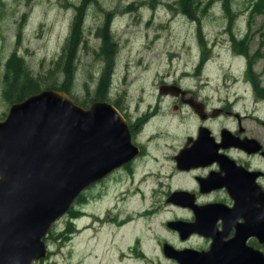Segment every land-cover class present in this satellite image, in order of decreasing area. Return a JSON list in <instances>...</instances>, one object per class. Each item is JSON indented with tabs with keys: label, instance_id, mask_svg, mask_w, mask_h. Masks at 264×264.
<instances>
[{
	"label": "rangeland",
	"instance_id": "1",
	"mask_svg": "<svg viewBox=\"0 0 264 264\" xmlns=\"http://www.w3.org/2000/svg\"><path fill=\"white\" fill-rule=\"evenodd\" d=\"M197 1L191 11L198 25L180 13L176 0H0V118L12 103L9 76L18 75L19 91L27 82L58 84L57 61L82 6L68 94L88 105L110 66L103 100L116 101L137 124L136 141L144 148L143 156L88 191L71 216L55 221L48 258L34 264H171L161 253L164 243L174 242L166 224L183 215L165 200L190 185L170 171L169 156L201 121L174 109L166 88L173 82L208 107L233 106L264 119V15L250 13L253 0H211L204 13L208 0ZM104 22L115 44L110 65L100 50ZM231 33L241 43L232 44ZM12 54L20 68L10 64Z\"/></svg>",
	"mask_w": 264,
	"mask_h": 264
},
{
	"label": "water",
	"instance_id": "2",
	"mask_svg": "<svg viewBox=\"0 0 264 264\" xmlns=\"http://www.w3.org/2000/svg\"><path fill=\"white\" fill-rule=\"evenodd\" d=\"M188 151L182 149L177 162ZM136 153L125 118L109 102L84 108L58 89L12 102L0 120V264L45 257L47 232L77 195ZM174 224L180 226L179 221L166 225ZM162 248L166 255L172 249L179 264H202L181 257L190 249L174 250L166 243Z\"/></svg>",
	"mask_w": 264,
	"mask_h": 264
},
{
	"label": "flooded vegetation",
	"instance_id": "3",
	"mask_svg": "<svg viewBox=\"0 0 264 264\" xmlns=\"http://www.w3.org/2000/svg\"><path fill=\"white\" fill-rule=\"evenodd\" d=\"M173 83L168 96L174 109L201 121L194 134L186 135L176 153L169 156L170 171L187 178L190 189H183L179 196L172 191L167 195L165 202L183 215L180 226L168 227L177 244L168 243L174 250H192L181 257L187 254L202 264H264V119L239 113L233 106L208 107L191 90ZM115 107L126 120L130 141L138 148V153L123 165L131 164L137 156H143L144 148L136 141L137 124H132L123 109ZM254 129L261 132L260 136L247 135ZM213 143L220 145L215 147ZM182 149L189 151L177 162L175 157ZM121 166L89 184L84 193L89 194ZM166 252L170 255L161 250L166 261L179 264L172 257V249Z\"/></svg>",
	"mask_w": 264,
	"mask_h": 264
},
{
	"label": "trees",
	"instance_id": "4",
	"mask_svg": "<svg viewBox=\"0 0 264 264\" xmlns=\"http://www.w3.org/2000/svg\"><path fill=\"white\" fill-rule=\"evenodd\" d=\"M210 1L211 0H208V2L206 4H204V6L201 9L202 13H204L205 8L208 5V3L210 4ZM175 3L177 4L178 7H181V9L179 8L180 13L185 15L189 20L195 21L196 24L198 25V18H197L198 16L193 15L192 11H191L192 8L193 9L196 8L197 3H198L197 0H176ZM224 5H225V7H224L225 13L228 14L229 10H228V7L226 6V2H224ZM251 5L254 6V10H252L250 13L253 12L255 14L259 13V14L264 15V0H253ZM81 7H80L79 13L77 14V16L74 18V20L72 22L70 33L66 38V43H65V46L62 50L63 51V60H61L62 58H60L61 62L57 61V65H59V63H60L59 69H56V71L58 72V75H57L58 84H51V85L41 87L40 85H36L33 82H27L25 84V86L21 88V91H19V90H14L16 87L17 81H18V75L9 76L8 77L9 80L10 79L12 80L11 84L8 83L9 87H10V91L8 94L10 101H12V102L20 101V100L24 99L25 97L32 95V94H35V93H37L43 89H58V90H62V91H65L66 93H68V87H69V85L72 84L74 61L76 58L77 49H78V46L81 42ZM263 19H264V16H263ZM228 31H229V29H228ZM197 33H199V31H197ZM229 33H230V31H229ZM260 36L264 40V27H263L262 31H260ZM99 37H100V41H101L100 50L102 53L105 54V57L107 58V60L109 62V63H107V65H110L111 64L110 58H111V55L113 54L112 52L114 50L115 44L113 42L112 35L110 34V31L108 28V22H104L103 26L100 27ZM230 40H231L232 44L241 43V42L236 41L233 33L230 34ZM263 43H264V41H263ZM244 48H245V46H244ZM243 53L246 54L245 52H243ZM18 60L19 59L16 58L14 54H12L11 59H10V64L12 63V66L14 67V69L15 68L17 69L19 67ZM7 65H8V63H7ZM109 73H110V66H107L98 79L97 88L95 91V93H96L95 94V100L105 99L104 95L106 93L105 91L108 88L109 77H110ZM59 75L61 76L60 78H58ZM77 104H79V103H77ZM113 104L115 106L119 107V105L116 101ZM79 105L83 106V107L87 106L86 104H82V102ZM91 190H93V189H91ZM85 195L87 196L88 194L83 193V194H81V196H78V199L75 202L76 206H79V205L82 206L85 203V199H86ZM77 214L79 215L80 211H77V213H75V215H77ZM66 215L71 216V210L68 211ZM50 235H52V229L49 231V233L45 237L46 242L49 239H51Z\"/></svg>",
	"mask_w": 264,
	"mask_h": 264
},
{
	"label": "bare ground",
	"instance_id": "5",
	"mask_svg": "<svg viewBox=\"0 0 264 264\" xmlns=\"http://www.w3.org/2000/svg\"><path fill=\"white\" fill-rule=\"evenodd\" d=\"M105 56V55H104ZM112 58V57H111ZM130 225V224H129ZM127 226V225H126ZM131 260V259H130ZM120 264V263H119Z\"/></svg>",
	"mask_w": 264,
	"mask_h": 264
}]
</instances>
